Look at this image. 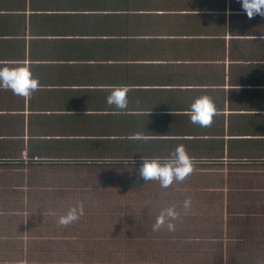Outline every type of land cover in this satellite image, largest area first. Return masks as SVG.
<instances>
[{
	"label": "crops",
	"instance_id": "crops-1",
	"mask_svg": "<svg viewBox=\"0 0 264 264\" xmlns=\"http://www.w3.org/2000/svg\"><path fill=\"white\" fill-rule=\"evenodd\" d=\"M262 36L264 16L249 18L240 0H0V67L28 66L40 83L27 97L0 88V190L45 177L83 182L91 197L112 199L98 212L120 222L132 213L137 230L168 207L183 219L184 194L218 207L231 182L258 192ZM121 85L126 110L107 103ZM202 95L217 108L206 127L190 120ZM180 144L195 161L183 181L165 188L139 175L142 157L167 158Z\"/></svg>",
	"mask_w": 264,
	"mask_h": 264
},
{
	"label": "rangeland",
	"instance_id": "rangeland-1",
	"mask_svg": "<svg viewBox=\"0 0 264 264\" xmlns=\"http://www.w3.org/2000/svg\"><path fill=\"white\" fill-rule=\"evenodd\" d=\"M47 178L26 181L15 192L0 190V264H264V187L250 194L243 187L247 182L237 187L231 182L224 203L216 193L218 207L199 206L190 197L186 209L189 195L184 194L177 233L164 230L155 236L153 214L142 220L151 229H132L134 214H124L120 222L118 213L98 212L101 199L106 200L98 191L91 197L83 182L72 188L65 180ZM79 201L85 214L59 224ZM121 223L126 226L116 229Z\"/></svg>",
	"mask_w": 264,
	"mask_h": 264
},
{
	"label": "clouds",
	"instance_id": "clouds-1",
	"mask_svg": "<svg viewBox=\"0 0 264 264\" xmlns=\"http://www.w3.org/2000/svg\"><path fill=\"white\" fill-rule=\"evenodd\" d=\"M241 8L249 18L256 15L264 16V0H240ZM264 39V36L261 37ZM40 87L39 78L34 76L31 69L25 65L14 67H0V88L11 89L13 93L19 96H29L33 91ZM127 85L114 86L107 97L109 105H115L119 110H126L128 107ZM217 108L214 100L208 95L197 97L190 105V120L193 124L202 127L210 125ZM195 167L194 159L188 154L183 144L177 145L172 154L167 158L155 157L145 159L142 157V163L139 167V175L145 181L158 180L162 187L167 188L175 181H183ZM191 198L184 201L186 209L191 207ZM85 214L83 201L70 207L66 215L59 218V224L67 225L78 220ZM179 213L175 207H168L161 212L153 224V231H159L166 227L169 231H175L174 221Z\"/></svg>",
	"mask_w": 264,
	"mask_h": 264
}]
</instances>
